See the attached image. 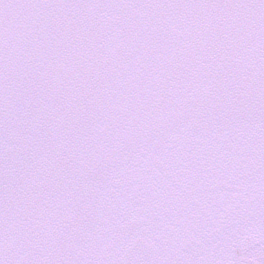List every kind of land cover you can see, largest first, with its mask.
I'll return each instance as SVG.
<instances>
[{
    "label": "snow or ice",
    "instance_id": "6c2138e0",
    "mask_svg": "<svg viewBox=\"0 0 264 264\" xmlns=\"http://www.w3.org/2000/svg\"><path fill=\"white\" fill-rule=\"evenodd\" d=\"M0 264H264V0H0Z\"/></svg>",
    "mask_w": 264,
    "mask_h": 264
}]
</instances>
